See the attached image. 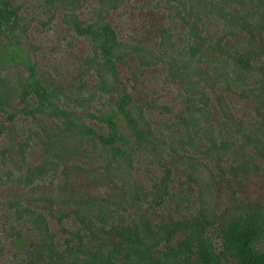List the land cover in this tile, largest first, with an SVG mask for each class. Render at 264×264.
Here are the masks:
<instances>
[{
	"label": "rangeland",
	"instance_id": "obj_1",
	"mask_svg": "<svg viewBox=\"0 0 264 264\" xmlns=\"http://www.w3.org/2000/svg\"><path fill=\"white\" fill-rule=\"evenodd\" d=\"M14 2L19 8L18 29L14 34L0 32V264H53L44 237L48 242L59 240L65 250L71 227L60 214L72 209V204H62L71 199L81 207L88 204L80 218L90 219L94 231L104 224L99 210L106 213L108 226L135 221L141 228L157 219L189 220L203 207L208 214L225 210L230 192L211 179V171L218 170L205 149L213 143L220 146L239 122L260 117L264 56L251 62L250 71L237 70L232 56L239 54L232 46L234 40L253 44L255 50L261 45L263 34L243 24L250 13L260 19L264 5H234L239 17L227 20L218 5L119 0L114 10L107 0ZM96 9L125 46L117 77L97 66L96 47L76 29L77 21L88 25ZM201 9L211 13L207 23H214L207 25L212 36L207 46L214 45L217 53L208 64L200 62L199 51L194 57L188 47L201 45L195 27ZM167 17L173 24L164 26L161 19ZM163 27L169 29L167 47H172L160 56L156 40ZM222 37H227L223 48L228 49L223 55L218 49ZM149 49L155 53L149 54ZM33 72L56 96L61 110L73 114L77 124L104 135L108 130L99 118L110 114L114 102L127 93L146 141L131 144L128 155L113 154L87 136L67 133L58 118L34 117L36 102L20 100ZM167 168V203L150 214L151 194ZM246 184L254 199L261 193L264 197L258 185ZM40 216L49 224L51 238L42 233ZM98 236L110 243L103 231Z\"/></svg>",
	"mask_w": 264,
	"mask_h": 264
},
{
	"label": "trees",
	"instance_id": "obj_2",
	"mask_svg": "<svg viewBox=\"0 0 264 264\" xmlns=\"http://www.w3.org/2000/svg\"><path fill=\"white\" fill-rule=\"evenodd\" d=\"M14 1L0 0V32L14 34L18 29L19 8ZM118 2L119 0H107L106 3H111L116 10ZM158 4L218 5L223 13H226L225 19L228 20L239 17L234 5H264V0H158ZM97 10L94 11V19H91L88 25L82 27L77 21L76 29L96 47L97 66L101 70L111 71L117 77L118 61L122 58L125 46L119 41L113 26L102 18L103 12ZM210 15V12L200 10L195 27L199 29L201 45L188 46L194 57L199 51L200 62L206 64L208 59L217 53L214 45L207 46L212 41L208 27L214 26L211 21L207 23V20L211 19ZM161 24L172 25L173 20L171 17L162 18ZM248 26L263 34L261 45L255 50L252 49L253 44L250 46L235 44L236 40H234L232 49L236 50L239 56H232V66L250 71L251 62L264 56V13L260 15V19L253 13L248 14L244 19L243 27L248 28ZM226 38L222 37L218 43L221 55L228 51L223 48ZM156 43L158 45L156 52L160 56L172 47V45L167 47L170 43L168 28L163 27ZM134 48L145 52V49ZM150 53H155V50L149 49ZM262 61L264 63V60ZM55 97L42 81L35 77V72L20 91L21 102H36L31 115L58 118L67 133L87 136L113 154L128 155L131 144L137 143L141 146L146 141L140 120L134 116L131 97L127 93L114 102L115 109H112L110 114L99 118L107 127L106 135L98 133L87 125L77 124L73 114L60 109L54 101ZM259 106L260 117L253 118L254 122H239L229 138L223 140L220 146L213 143L212 147L205 149L208 150L207 154H210L212 162L217 165L218 173L214 174L211 171V179L230 192V204L223 212L208 214L203 207L202 212L189 220L175 221L169 218L165 223L157 219L152 223L149 221V225L146 224L145 228H141L135 221L130 224L112 222L108 226L106 213L99 210L98 212L101 213H98V218L104 223L100 231H103L110 241L103 243L104 240L98 236L100 231H94L92 221L80 218L81 215L86 214L88 204L85 203V207H81V202L72 199L64 201L62 204L73 205L69 212L60 214L71 227L70 231H67L71 237L65 241L67 247L63 250L59 240L52 238V241L48 242L44 237L53 264H264V197L261 193L259 199H254L249 192H246L248 182L258 185L259 190L264 192L263 100H260ZM140 116L142 118V115ZM120 118L125 122V126L121 125ZM9 120L14 121L12 113L9 114ZM192 120L193 117L186 120L187 127L188 122ZM2 132L3 129H0V136ZM189 140L191 141L190 137ZM170 184L171 170L167 168L160 185L151 194L153 200L149 204L150 214H157L158 211L163 210L169 196ZM57 221L62 227V220L57 219ZM39 224L42 225V233L45 232L51 238L49 224L44 217L40 216Z\"/></svg>",
	"mask_w": 264,
	"mask_h": 264
}]
</instances>
